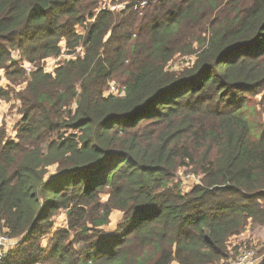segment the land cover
Wrapping results in <instances>:
<instances>
[{
    "label": "trees",
    "instance_id": "16d2710c",
    "mask_svg": "<svg viewBox=\"0 0 264 264\" xmlns=\"http://www.w3.org/2000/svg\"><path fill=\"white\" fill-rule=\"evenodd\" d=\"M103 1L0 0V70L27 82L16 142L0 128V235L17 243L0 264L227 261L264 227V125L253 137L242 113L264 92V0ZM177 55L194 60L174 71Z\"/></svg>",
    "mask_w": 264,
    "mask_h": 264
},
{
    "label": "rangeland",
    "instance_id": "374dc122",
    "mask_svg": "<svg viewBox=\"0 0 264 264\" xmlns=\"http://www.w3.org/2000/svg\"><path fill=\"white\" fill-rule=\"evenodd\" d=\"M129 0H116L113 4L112 0H104L103 4L101 5V8H107L111 9L113 11H122L124 10L127 5L126 3ZM131 5L130 3H127ZM139 9L140 16L144 15L142 6ZM138 9V7L136 8ZM208 19H211L208 17ZM192 30H196L197 28H201L200 21H198L195 24H192ZM78 32L82 33V31L78 28ZM198 37V36H197ZM78 54H81V50L77 52ZM74 57V56H71ZM14 58L16 61H18L19 67H22V63L19 62L21 57L19 56V53L14 54ZM70 58V56L67 55L66 51L64 54L58 59V60H48V62H42L40 64V68H46L47 71H52L56 65L57 61L60 60V62L67 61ZM194 60L193 56H182L177 55L171 64V70L178 71L182 68L188 67L190 62ZM34 69V67L30 65H25V70L27 74ZM17 69H13L12 71H15ZM28 77V75H27ZM26 77V78H27ZM25 81V78L22 79V83H13L11 84L8 79L6 78L5 72L0 70V91H2L3 96L6 100H3L0 102V128L5 129L6 136L9 142H16L17 139V132L18 127L22 123L23 116L21 113L22 105L20 100L18 99L19 93L25 88L27 82ZM111 85H115L118 88H122V85L120 82L114 81L111 83ZM110 85V86H111ZM110 89V88H109ZM108 90L106 91V93ZM244 116L247 118L248 122L251 126L252 136L257 138L264 125V92H261L257 94L255 97L249 98V100L246 102V105L242 111ZM54 172V169L51 170V173ZM187 169L183 168L178 173V178H182V190L184 192H188L191 190L194 186L200 184L199 179L196 178L194 180L193 178H190L188 176ZM191 173V172H190ZM104 200H107L105 197ZM122 213L115 211L111 215V223L108 226H104L103 228L107 231H113L117 227V225L122 220ZM53 227L49 229V232L44 236V239L42 240V246L47 247L49 240L53 237L54 233L58 230H63L67 228L68 218L66 216V211L60 210L52 219ZM5 237L4 235H0V238ZM7 249H11V246L6 247ZM230 250H231V257L227 261H223L220 264H229V262L235 261L243 252L248 250H256L257 255L256 258H261L262 262H264V227H259L252 225L251 223L247 226L246 231L239 236L238 238L235 237L230 242ZM7 251V250H6ZM0 256L1 258L4 256V253L0 250Z\"/></svg>",
    "mask_w": 264,
    "mask_h": 264
},
{
    "label": "built area",
    "instance_id": "2783aa9c",
    "mask_svg": "<svg viewBox=\"0 0 264 264\" xmlns=\"http://www.w3.org/2000/svg\"><path fill=\"white\" fill-rule=\"evenodd\" d=\"M146 2L142 3L141 6H145ZM124 87L119 89L115 85H111L110 89L106 93V95H119V93H124ZM17 243L10 241L6 236L0 238V250L2 248H6L8 246L14 247ZM257 252L256 250H248L243 252L235 261L229 262V264H261V258H256ZM1 259V257H0Z\"/></svg>",
    "mask_w": 264,
    "mask_h": 264
}]
</instances>
